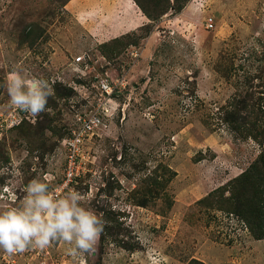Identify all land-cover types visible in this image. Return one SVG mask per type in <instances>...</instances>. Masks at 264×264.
<instances>
[{
  "label": "rangeland",
  "instance_id": "rangeland-1",
  "mask_svg": "<svg viewBox=\"0 0 264 264\" xmlns=\"http://www.w3.org/2000/svg\"><path fill=\"white\" fill-rule=\"evenodd\" d=\"M170 3L157 18L152 7L151 19L133 0H0V123L11 110V73L44 79L53 92L37 117L0 127V212L19 207L33 179L49 191L62 183L64 144L97 100V77L108 73L121 88L63 193L80 192L82 207L105 221L95 248L73 256L72 245L53 241L15 260L0 249V264H264V239L226 205L203 201L223 186L229 197V183L264 150L220 120L239 93L262 102L243 115L264 111V0ZM158 166L175 176L142 207L136 192Z\"/></svg>",
  "mask_w": 264,
  "mask_h": 264
},
{
  "label": "clouds",
  "instance_id": "clouds-1",
  "mask_svg": "<svg viewBox=\"0 0 264 264\" xmlns=\"http://www.w3.org/2000/svg\"><path fill=\"white\" fill-rule=\"evenodd\" d=\"M12 106L37 117L46 111L48 97L53 95L48 81L11 73L6 82ZM21 204L0 212V249L8 254L29 247L47 248L53 241H64L75 256L90 253L101 238L105 221L82 207L83 196L71 190L57 196L40 179L31 180Z\"/></svg>",
  "mask_w": 264,
  "mask_h": 264
},
{
  "label": "trees",
  "instance_id": "trees-1",
  "mask_svg": "<svg viewBox=\"0 0 264 264\" xmlns=\"http://www.w3.org/2000/svg\"><path fill=\"white\" fill-rule=\"evenodd\" d=\"M137 6L141 9L143 14L148 18L154 19L155 11L156 18L166 13L171 8L170 0H133ZM179 0H175L178 2ZM188 1V0H184ZM167 4L166 8H161ZM160 7V8H159ZM181 9V7H179ZM118 43V40H114ZM120 43V41H119ZM264 61V58L261 59ZM263 74L258 77L262 79ZM235 96L226 107L222 109L220 120L228 125L233 131L237 132L241 137L247 140H253L254 142L264 141V111L256 113L253 111L248 114H242V111L253 106H262L261 99L255 98V94L246 93V95ZM264 150L259 154L255 162L241 175L234 178L231 185L230 196L225 197L226 186L218 188L214 192H211L206 198H204L205 207L215 208L218 210H224L223 205H226L227 211L236 213L245 221L247 227L255 240L264 239ZM160 166L156 167L150 175L145 178L143 183L136 192L137 202L142 207H147L148 199L157 198L160 193L158 191L165 190L166 186L172 181L175 176V172L171 169H167L168 176L159 175ZM144 182V180H143ZM159 198V197H158ZM189 264H204L203 262L192 260Z\"/></svg>",
  "mask_w": 264,
  "mask_h": 264
},
{
  "label": "built area",
  "instance_id": "built-area-1",
  "mask_svg": "<svg viewBox=\"0 0 264 264\" xmlns=\"http://www.w3.org/2000/svg\"><path fill=\"white\" fill-rule=\"evenodd\" d=\"M214 19L207 18L205 20L206 28L211 30L214 27ZM77 65L85 63V57L79 56L75 59ZM93 87L96 90L97 100L92 102L90 109L84 111V114L78 115L76 120L77 127L72 129L71 137L68 141L65 142V146L68 149V167H66V172L64 179L61 184H57L50 193H53L57 196H62L66 190H69L77 182V179L80 177L79 174V157H81L80 152L84 147L85 141L87 138H91L94 135V131L103 126L105 118L109 117V106L110 102L113 100L114 94L120 93V82L112 78L108 73H104L97 77ZM88 90L87 88L85 89ZM94 103V104H93ZM20 115L22 118L19 119ZM30 113L15 108L11 105L10 112L4 116L1 120L0 127L11 129L16 126H19L23 119H28ZM38 247H29L27 252L33 253V256H36ZM40 249V248H39ZM47 251V248H44ZM42 251V249H40ZM19 253L8 254L4 253L2 256L6 259H13L12 256H17ZM9 263V261H6Z\"/></svg>",
  "mask_w": 264,
  "mask_h": 264
},
{
  "label": "crops",
  "instance_id": "crops-1",
  "mask_svg": "<svg viewBox=\"0 0 264 264\" xmlns=\"http://www.w3.org/2000/svg\"><path fill=\"white\" fill-rule=\"evenodd\" d=\"M130 10H131V8H130ZM132 11V13L134 14V11L133 10H131ZM131 13V12H130ZM134 16H135V14H134ZM130 23H131V21H129ZM128 24V23H127ZM123 26H125V23L123 24ZM119 27V26H118ZM118 36V35H117Z\"/></svg>",
  "mask_w": 264,
  "mask_h": 264
}]
</instances>
